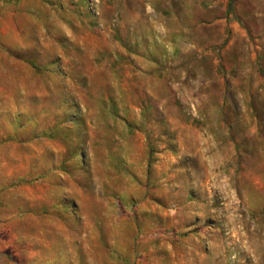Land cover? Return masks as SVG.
I'll return each instance as SVG.
<instances>
[{"label":"rangeland","instance_id":"obj_1","mask_svg":"<svg viewBox=\"0 0 264 264\" xmlns=\"http://www.w3.org/2000/svg\"><path fill=\"white\" fill-rule=\"evenodd\" d=\"M0 264H264V0H0Z\"/></svg>","mask_w":264,"mask_h":264}]
</instances>
